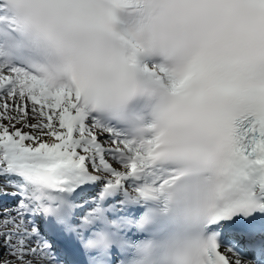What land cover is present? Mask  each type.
<instances>
[{
    "label": "snow or ice",
    "instance_id": "snow-or-ice-1",
    "mask_svg": "<svg viewBox=\"0 0 264 264\" xmlns=\"http://www.w3.org/2000/svg\"><path fill=\"white\" fill-rule=\"evenodd\" d=\"M0 178V264H264V0H0Z\"/></svg>",
    "mask_w": 264,
    "mask_h": 264
},
{
    "label": "bare ground",
    "instance_id": "bare-ground-1",
    "mask_svg": "<svg viewBox=\"0 0 264 264\" xmlns=\"http://www.w3.org/2000/svg\"><path fill=\"white\" fill-rule=\"evenodd\" d=\"M29 107H30V105H29ZM32 123H34L35 121H31ZM17 127H19V125H17ZM28 129H25V131H27ZM117 167H118V165H117ZM0 182H2V178H0ZM221 251H224V249L222 248L221 249Z\"/></svg>",
    "mask_w": 264,
    "mask_h": 264
}]
</instances>
